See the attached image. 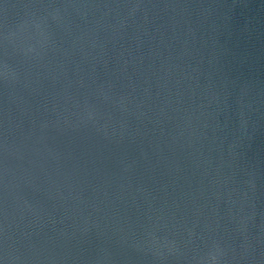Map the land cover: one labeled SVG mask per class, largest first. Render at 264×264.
Wrapping results in <instances>:
<instances>
[{"label": "water", "instance_id": "obj_1", "mask_svg": "<svg viewBox=\"0 0 264 264\" xmlns=\"http://www.w3.org/2000/svg\"><path fill=\"white\" fill-rule=\"evenodd\" d=\"M0 264H264V0H0Z\"/></svg>", "mask_w": 264, "mask_h": 264}, {"label": "clouds", "instance_id": "obj_2", "mask_svg": "<svg viewBox=\"0 0 264 264\" xmlns=\"http://www.w3.org/2000/svg\"><path fill=\"white\" fill-rule=\"evenodd\" d=\"M210 257H211V261H216V260H218V255H217L215 252L210 253Z\"/></svg>", "mask_w": 264, "mask_h": 264}]
</instances>
